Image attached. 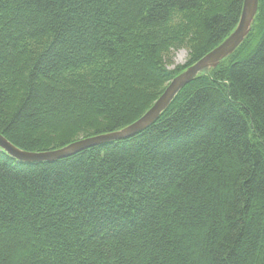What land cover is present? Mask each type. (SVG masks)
Returning a JSON list of instances; mask_svg holds the SVG:
<instances>
[{
	"label": "trees",
	"instance_id": "16d2710c",
	"mask_svg": "<svg viewBox=\"0 0 264 264\" xmlns=\"http://www.w3.org/2000/svg\"><path fill=\"white\" fill-rule=\"evenodd\" d=\"M242 4L0 0V134L44 152L128 126ZM0 264H264V0L142 132L52 162L0 149Z\"/></svg>",
	"mask_w": 264,
	"mask_h": 264
},
{
	"label": "water",
	"instance_id": "95a60500",
	"mask_svg": "<svg viewBox=\"0 0 264 264\" xmlns=\"http://www.w3.org/2000/svg\"><path fill=\"white\" fill-rule=\"evenodd\" d=\"M258 9V0H243L242 10L236 28L214 49L193 65L174 77L160 97L138 120L128 126L106 134L79 139L60 149L44 152L22 151L8 142L0 134V149L13 159L21 162H52L72 156L82 150L108 142L130 138L151 126L169 107L177 94L202 73L216 68L229 57L248 35Z\"/></svg>",
	"mask_w": 264,
	"mask_h": 264
},
{
	"label": "rangeland",
	"instance_id": "374dc122",
	"mask_svg": "<svg viewBox=\"0 0 264 264\" xmlns=\"http://www.w3.org/2000/svg\"><path fill=\"white\" fill-rule=\"evenodd\" d=\"M189 50V47L186 45H176L174 48L170 49V52L165 57L164 62L167 63L171 61L172 65L168 66L169 69H173L176 66H181L188 60Z\"/></svg>",
	"mask_w": 264,
	"mask_h": 264
}]
</instances>
